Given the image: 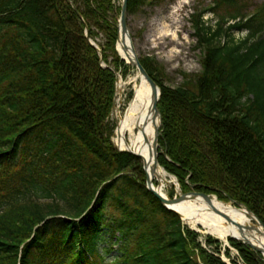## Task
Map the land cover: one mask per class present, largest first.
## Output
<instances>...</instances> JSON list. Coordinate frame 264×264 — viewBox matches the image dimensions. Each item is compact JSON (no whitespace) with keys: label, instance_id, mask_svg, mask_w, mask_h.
Masks as SVG:
<instances>
[{"label":"trees","instance_id":"trees-1","mask_svg":"<svg viewBox=\"0 0 264 264\" xmlns=\"http://www.w3.org/2000/svg\"><path fill=\"white\" fill-rule=\"evenodd\" d=\"M71 1L0 0V264H226L220 241L207 234L204 248L113 144L109 66L131 68L115 48L120 0ZM245 2L192 15L201 71L183 87L141 62L161 90L158 164L182 192L235 200L264 224V2L249 14ZM229 242L245 264H264Z\"/></svg>","mask_w":264,"mask_h":264},{"label":"rangeland","instance_id":"rangeland-1","mask_svg":"<svg viewBox=\"0 0 264 264\" xmlns=\"http://www.w3.org/2000/svg\"><path fill=\"white\" fill-rule=\"evenodd\" d=\"M211 1L213 0H145L128 12L127 26H129L130 37H132V45L138 57H147L153 61L157 75L166 88L177 90L189 80H194L201 71V49L196 48L191 19L197 11L207 8ZM261 2L264 0H246L244 5L246 14L251 13ZM203 18L212 19V23L215 21L212 12H207ZM244 34L245 31L235 32V38H241ZM101 39L99 36L98 40ZM136 73L135 68H130L128 74L121 77V90L119 89L121 98L117 107L119 112H123L128 103L125 96L131 89L129 79H133ZM115 119V114H112L110 120L114 122ZM158 144L159 153L162 150V144L160 142ZM137 162L139 165L142 164L140 159ZM167 177L170 180L175 178L168 174ZM172 184H174L173 181L166 183L163 187L168 195L175 193L171 187ZM185 223L198 230L202 238L210 234L220 239L201 224L193 226L186 221ZM100 245L105 248L109 247L106 243ZM104 256L107 262H111L115 257V252L109 249Z\"/></svg>","mask_w":264,"mask_h":264},{"label":"bare ground","instance_id":"bare-ground-1","mask_svg":"<svg viewBox=\"0 0 264 264\" xmlns=\"http://www.w3.org/2000/svg\"><path fill=\"white\" fill-rule=\"evenodd\" d=\"M117 48L120 56L128 61L121 44H118ZM129 80L133 94L123 112H119L118 109L114 112L117 124L114 140L120 149H127L147 161V175L158 178V191L167 196L163 187L171 180L167 177L164 168L158 165L152 166L154 159L153 141L159 122L149 109L151 90L146 79L136 75ZM172 208L176 209L189 224L193 226L201 224L220 239L226 240L228 236H233L238 239H248L250 243L256 245L264 244V238L261 235L263 227L256 223L243 207H236L230 202L225 203L214 197L210 202L204 201L202 197H197L194 200L187 199L173 204ZM239 224L246 227L251 225L250 231L244 228L241 232L237 227ZM262 259H264V252Z\"/></svg>","mask_w":264,"mask_h":264},{"label":"water","instance_id":"water-1","mask_svg":"<svg viewBox=\"0 0 264 264\" xmlns=\"http://www.w3.org/2000/svg\"><path fill=\"white\" fill-rule=\"evenodd\" d=\"M70 3H71V0H68ZM128 0H121V7H120V17L118 19V23H117V26H118V31H117V40H116V48H117V45L118 44H121L123 50L125 51V54L128 58V63L130 65H132L133 67L135 66V68L138 70V76L140 78H143V79H146V81L148 82L149 84V87H150V90H151V105L149 106V109L150 111L153 113L154 117L158 119V126H156V130H155V138H154V141H153V144H154V159H153V165L154 167H156L157 165V152H156V147H157V139H158V136H159V125L162 123L161 122V112L159 111L158 109V106H157V103H158V99H159V95H160V90H159V87L157 85V83H155V81L150 77L147 69H144V67L142 66L141 64V61H140V58H138L137 56V53H136V49L135 47H133L132 45V37H130V33H129V26H127V20H128V4H127ZM80 15V14H79ZM86 33H88V30H86ZM86 38H88V36L86 35ZM91 44L92 41H91ZM95 48H97L95 46ZM118 49V48H117ZM123 58V57H121ZM110 69H113V67H110ZM117 76H118V72L116 71V80H117ZM114 103V101H113ZM115 110V103L113 104L112 106V111L114 112ZM119 150H122V151H125L127 152L128 150H123V149H120L118 147ZM130 152V151H128ZM132 155L138 157L137 155L133 154L132 152H130ZM141 159H142V167H143V170L145 172V178H146V188H148L149 191H151L156 197L157 199H159L161 201V203L164 204V206L167 208V209H170L171 211H174L175 213L178 214V216L182 218L181 214L176 210V209H173L172 206L173 204H176V203H179V202H183V200H194V198H197V197H202L204 201L206 202H210L211 201V196L208 195L207 193H202V192H198V191H190V192H181L180 191V187H178V191L180 192L178 195H175V196H172V198H170L169 196H164L162 195V193H160V191H158V185L157 186H154L153 184V177L152 176H148L147 173H146V170H147V161L142 158L141 156H139ZM157 181L159 182L158 178H156ZM229 202L233 205H235L236 207H243L246 212L248 213V215L252 216V218L254 219V221L256 223H258L261 227H263V230L261 231V235L263 236L264 238V225L262 223L261 220H259V218L250 210L248 209L246 206L242 205L240 202H235L234 200H229ZM228 219V218H227ZM184 220V219H183ZM237 227L239 228V230L241 232H243L244 228L248 231H250V226L246 227V226H242L241 224L237 225ZM231 238H234V239H237V240H240L236 237H233V236H230ZM242 242L246 243L250 248L256 250L257 252H264V244L262 245H256V244H253V243H250L248 241V239H241Z\"/></svg>","mask_w":264,"mask_h":264}]
</instances>
